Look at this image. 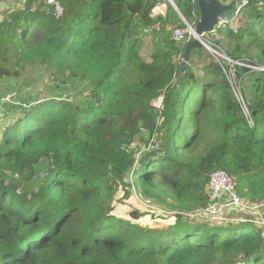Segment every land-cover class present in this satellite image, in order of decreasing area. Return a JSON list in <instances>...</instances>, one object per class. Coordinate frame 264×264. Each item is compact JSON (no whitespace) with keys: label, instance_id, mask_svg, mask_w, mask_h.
<instances>
[{"label":"trees","instance_id":"obj_1","mask_svg":"<svg viewBox=\"0 0 264 264\" xmlns=\"http://www.w3.org/2000/svg\"><path fill=\"white\" fill-rule=\"evenodd\" d=\"M219 1L227 16L244 0ZM22 2L0 16V82L31 74L51 97L0 110V264H264V228L195 217L218 170L264 205V0L205 36L260 69L235 67L247 113L206 49L179 74L193 38L175 31L200 22L198 0L181 15L162 0ZM120 187L175 224L112 214Z\"/></svg>","mask_w":264,"mask_h":264},{"label":"built area","instance_id":"obj_2","mask_svg":"<svg viewBox=\"0 0 264 264\" xmlns=\"http://www.w3.org/2000/svg\"><path fill=\"white\" fill-rule=\"evenodd\" d=\"M3 0H0V3ZM178 0H162L164 4H169L172 6L179 14V8L177 6ZM194 1V0H192ZM247 0H244L237 8L233 11L231 15L224 16L222 15L216 26L215 31L223 26L230 25L236 18L239 17L241 11L244 8ZM48 4L55 5L58 14L62 13V9L57 4V0H47ZM187 24V23H186ZM188 25V24H187ZM188 35L190 38H194V32L190 25L187 26V30L178 29L175 31V38L178 42L184 41L185 36ZM213 56L217 58L220 63V59L225 62V67H223L225 75L231 85L234 94L236 95L237 101L242 106L243 110L247 113L248 109L245 103V100L241 93L240 81L238 80V75L235 73V67H247V64L241 61H233L229 59L225 54H223L218 48L212 50ZM251 69V68H249ZM252 70V69H251ZM256 70H260L259 68ZM237 92H240L238 96ZM14 96L13 94H6L0 96V110L6 104L12 102ZM162 106V100L155 104L156 109H160ZM1 118V116H0ZM210 177V182L208 185V197L209 202L205 209L197 216L198 219H209L215 223H221L223 221H228L225 219V214L233 213L241 214L245 216V221L250 217V214L259 211L264 206L259 205H250L245 203L237 193V183L236 181L225 171L218 170L215 171ZM142 203V202H141ZM143 209L147 212L149 210L161 211L157 208L151 207L142 203ZM163 212V211H162ZM251 220V219H250ZM264 226V224H262ZM262 236L264 238V230H262Z\"/></svg>","mask_w":264,"mask_h":264},{"label":"rangeland","instance_id":"obj_3","mask_svg":"<svg viewBox=\"0 0 264 264\" xmlns=\"http://www.w3.org/2000/svg\"><path fill=\"white\" fill-rule=\"evenodd\" d=\"M6 0L3 1V3L0 5V16L2 13L9 10ZM164 9H166V6H164ZM194 39V38H193ZM209 43V42H208ZM213 47V45L211 44ZM207 53H210L213 55L212 51H208ZM218 62V60H217ZM247 66L251 68L252 70L258 69V67L250 60L245 61ZM39 75L41 73L39 72ZM28 80H17L14 82L13 79H8L4 81L5 86H2V83L0 82V94H3L5 87L7 85H10L14 89L15 100L13 104H10L6 106L4 109H2V113L5 112L8 114V112L15 110L16 103L18 102H25L30 99L29 102L23 103V104H31L33 101H36V99L44 100L46 98L51 97V93L46 91V83L48 82L47 79L43 80L41 83H39V88L36 92H34V86L31 84V80L34 79L33 75L28 74L27 76ZM238 96H240V92H237ZM236 97V95H235ZM17 109V108H16ZM1 113V112H0ZM1 113V114H2ZM110 203L107 206V210L111 211L112 214L118 216L119 218H123L132 222H135L136 224H140L143 227H149V228H167L170 225H174L176 222V219L172 218L170 215L165 214L162 211L157 210H149L148 212L143 209L142 203L139 200L135 190L132 189H124L123 187H120L118 190H115L113 192V195L110 198ZM264 206V205H263ZM133 212H137L139 217L134 218ZM225 219L228 221H223L220 224H228L229 221L232 222H246L245 216L241 214H234L229 213L225 214ZM251 219V220H250ZM258 226L264 224V207H262L259 211L254 212L250 214V217L247 218V222H254ZM263 229V226H260Z\"/></svg>","mask_w":264,"mask_h":264},{"label":"water","instance_id":"obj_4","mask_svg":"<svg viewBox=\"0 0 264 264\" xmlns=\"http://www.w3.org/2000/svg\"><path fill=\"white\" fill-rule=\"evenodd\" d=\"M198 5L201 12V20L195 28L191 27L194 32V39L186 48L184 62H182L183 64L179 70V74L183 73L189 67L188 62H190L192 50L206 49L212 51L214 49L211 44L205 40V36L206 34L214 33L219 18L234 8L233 6L222 4L219 0H198Z\"/></svg>","mask_w":264,"mask_h":264},{"label":"crops","instance_id":"obj_5","mask_svg":"<svg viewBox=\"0 0 264 264\" xmlns=\"http://www.w3.org/2000/svg\"><path fill=\"white\" fill-rule=\"evenodd\" d=\"M23 0H7V2H9V4L14 8V9H17V8H20V7H22L23 6V2H22ZM2 4V3H1ZM0 4V5H1ZM197 61H199L198 59H197ZM1 116V115H0ZM234 214H236L235 212H234ZM237 215V214H236ZM254 222H255V220H254ZM260 226H263V225H260ZM263 228H264V226H263Z\"/></svg>","mask_w":264,"mask_h":264},{"label":"clouds","instance_id":"obj_6","mask_svg":"<svg viewBox=\"0 0 264 264\" xmlns=\"http://www.w3.org/2000/svg\"><path fill=\"white\" fill-rule=\"evenodd\" d=\"M181 15V14H180ZM192 27V26H191ZM193 28V27H192ZM214 48V47H213Z\"/></svg>","mask_w":264,"mask_h":264}]
</instances>
